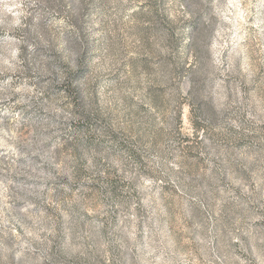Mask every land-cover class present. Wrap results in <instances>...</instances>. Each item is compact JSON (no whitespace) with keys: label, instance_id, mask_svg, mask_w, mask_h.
Listing matches in <instances>:
<instances>
[{"label":"clouds","instance_id":"clouds-1","mask_svg":"<svg viewBox=\"0 0 264 264\" xmlns=\"http://www.w3.org/2000/svg\"><path fill=\"white\" fill-rule=\"evenodd\" d=\"M0 264H264V0H0Z\"/></svg>","mask_w":264,"mask_h":264},{"label":"rangeland","instance_id":"rangeland-1","mask_svg":"<svg viewBox=\"0 0 264 264\" xmlns=\"http://www.w3.org/2000/svg\"><path fill=\"white\" fill-rule=\"evenodd\" d=\"M186 119H185V123L187 124V113H185ZM189 133L191 134V129H189Z\"/></svg>","mask_w":264,"mask_h":264}]
</instances>
